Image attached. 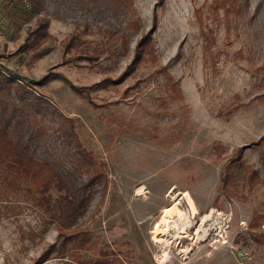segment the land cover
I'll return each mask as SVG.
<instances>
[{
    "label": "rangeland",
    "instance_id": "1",
    "mask_svg": "<svg viewBox=\"0 0 264 264\" xmlns=\"http://www.w3.org/2000/svg\"><path fill=\"white\" fill-rule=\"evenodd\" d=\"M41 2L37 16L0 0V125L78 180L90 153L106 189L77 221L87 240L38 264L101 249L116 264H264V0ZM55 243L48 215L0 188V264H37Z\"/></svg>",
    "mask_w": 264,
    "mask_h": 264
},
{
    "label": "trees",
    "instance_id": "2",
    "mask_svg": "<svg viewBox=\"0 0 264 264\" xmlns=\"http://www.w3.org/2000/svg\"><path fill=\"white\" fill-rule=\"evenodd\" d=\"M30 2L32 12L39 16L42 9L41 0H27ZM115 8L127 12L132 7V0H112ZM217 7H215V10ZM214 11V10H213ZM197 20L200 19V9H197ZM133 22V21H131ZM128 22L127 25H131ZM199 24L202 27L201 20ZM46 20L40 18L36 22L34 32L29 34L26 41L31 40V48L34 44L47 36ZM203 30V29H202ZM202 34L204 50L212 56L211 51V30ZM33 35V36H32ZM146 44L141 43L140 47ZM22 48H26L25 45ZM140 53V54H138ZM138 55L131 62V67L136 66L143 59L144 50L138 51ZM12 85L0 81V90ZM21 92L19 99L25 101L22 89H16ZM79 164L86 171L85 180H78L73 172H62L56 166L46 159L35 158L30 151L28 140H17L10 138L3 125H0V188L8 193H24L30 201L41 209L55 223L57 230V243L51 244L39 258L37 264L46 259L53 251H57L59 257H64L71 244L75 242H85L88 234L77 227L78 219L84 215L91 198L92 187L102 184V189H106V183H103V176L99 173L96 160L90 153L82 154V158H77ZM225 182L231 179V175L225 174ZM55 192V195L52 192ZM59 242V243H58ZM116 252L111 249L99 250V256L94 259L82 260L73 257L72 264H116L118 261ZM113 257V258H112Z\"/></svg>",
    "mask_w": 264,
    "mask_h": 264
},
{
    "label": "bare ground",
    "instance_id": "3",
    "mask_svg": "<svg viewBox=\"0 0 264 264\" xmlns=\"http://www.w3.org/2000/svg\"><path fill=\"white\" fill-rule=\"evenodd\" d=\"M168 211H169V209H166V210H165V213H167ZM165 218H166V217H165ZM163 221H165V220H163Z\"/></svg>",
    "mask_w": 264,
    "mask_h": 264
}]
</instances>
